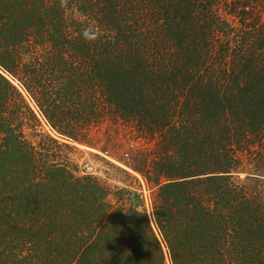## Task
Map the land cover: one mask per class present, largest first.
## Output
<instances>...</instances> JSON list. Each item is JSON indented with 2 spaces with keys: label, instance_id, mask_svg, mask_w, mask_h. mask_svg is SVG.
<instances>
[{
  "label": "trees",
  "instance_id": "1",
  "mask_svg": "<svg viewBox=\"0 0 264 264\" xmlns=\"http://www.w3.org/2000/svg\"><path fill=\"white\" fill-rule=\"evenodd\" d=\"M0 264H264V0H0Z\"/></svg>",
  "mask_w": 264,
  "mask_h": 264
},
{
  "label": "rangeland",
  "instance_id": "2",
  "mask_svg": "<svg viewBox=\"0 0 264 264\" xmlns=\"http://www.w3.org/2000/svg\"><path fill=\"white\" fill-rule=\"evenodd\" d=\"M23 93L26 95L24 90ZM31 105L37 110L33 102H31ZM39 117L41 118L44 131L57 137L56 133L52 131L44 118L40 115ZM108 134L109 132L105 133L103 130L99 132V145L97 148L77 144L78 149L72 152L69 151V156L72 161L78 165L79 175L90 174L96 176L103 181L104 184L112 188L116 184H121V180L126 178L118 169L132 172L129 165L131 162L129 157L133 150L139 146V143L135 142V144H133L132 141L124 140L121 137L117 141L106 140ZM140 177L141 176H139V178ZM141 182L142 187L139 192L148 196L151 192L150 187L146 185L144 181L141 180Z\"/></svg>",
  "mask_w": 264,
  "mask_h": 264
}]
</instances>
